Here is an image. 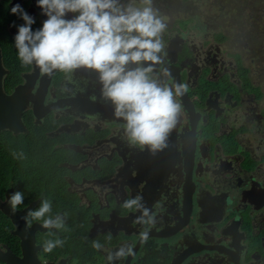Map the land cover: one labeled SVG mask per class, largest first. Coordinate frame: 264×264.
<instances>
[{
	"label": "flooded vegetation",
	"instance_id": "flooded-vegetation-1",
	"mask_svg": "<svg viewBox=\"0 0 264 264\" xmlns=\"http://www.w3.org/2000/svg\"><path fill=\"white\" fill-rule=\"evenodd\" d=\"M185 2L0 0L2 90L32 96L24 131L0 137L54 160L11 200L18 211L34 204L29 227L52 222L35 234L40 261L205 264L210 255L183 260L184 242L208 245L179 231L228 214L234 238L216 237L219 249L246 264L233 251L243 244L249 264H264V66L241 27L247 3ZM163 69L173 79L157 88ZM244 184L254 197L232 211L228 185Z\"/></svg>",
	"mask_w": 264,
	"mask_h": 264
},
{
	"label": "water",
	"instance_id": "water-1",
	"mask_svg": "<svg viewBox=\"0 0 264 264\" xmlns=\"http://www.w3.org/2000/svg\"><path fill=\"white\" fill-rule=\"evenodd\" d=\"M167 72L165 69H163L162 73L158 76V80L156 82L157 88L160 87L161 83H165L168 80L173 79V76L166 75ZM167 80L165 81V79ZM2 79H3V73L1 71V60H0V132L8 129L14 133L18 132H23V126L20 122V118L22 116V112L27 106L28 101L32 98L30 95H23L20 94V91L13 93L11 96L6 95L3 90H2ZM40 90L38 91V93ZM155 102V98H153V95L149 97L148 99V105H153ZM35 107L38 108L37 103L35 104ZM37 110V109H36ZM106 114V112H104ZM213 163V164H212ZM216 161L211 162L208 164L209 169L213 168L214 165H216ZM215 169V167H214ZM249 186L250 183H247ZM247 185L244 184L242 185L239 189H237L235 186L228 185V195H224L225 198V203L228 206H232V211L235 210V206H239L241 203H247L250 202V198L253 196L251 193V190L249 191L247 189ZM253 186L254 183H251ZM211 194H216L217 189L214 187H211ZM254 197V196H253ZM10 201V198H8ZM8 201V205L6 206L5 203L0 204V211H2L10 220L11 222L17 226V228L13 231H11V234L13 236H17L20 239V255H17L14 253L8 246L0 244V263L1 264H64L63 261L59 263H44L39 260L37 256V251L39 247L36 246V238L35 234L37 231H45L49 225H52L51 223H45V224H38L34 225L32 227H29L28 224L25 221V217L28 213H30L33 208L34 204L30 205L28 208L18 211L14 209L11 206V201ZM172 206V205H170ZM200 208V206H199ZM264 208V206H263ZM261 208V210L263 209ZM257 209H253V211H256ZM176 212V211H175ZM174 212V213H175ZM182 212L185 214V211L182 210ZM177 213V212H176ZM233 213V212H232ZM179 214V213H178ZM200 212L197 213V217H199ZM179 217V215H178ZM177 218V217H176ZM234 220L236 219L235 217H232ZM232 218L228 214H224L223 216L219 217L218 219L214 220H209L206 221L205 223L209 224V227H202L201 229H196L194 227H191L192 231H188L189 235L185 232L186 225L182 227V229L179 231L180 236L183 233L182 239H184V234L185 237L188 240H193L197 241L203 245L204 243L208 246L203 245L202 249L200 250H192L190 251V247L187 244V241L184 242L185 252H188V254L184 257L185 262L191 257L197 258V261H200L201 258L206 259V255H210V259L206 260L205 264H218V257L224 256L225 258H228V261L230 260L231 263L236 264V262L233 260L231 256H229L227 253L221 251L219 249V246L221 245V242L223 241L222 238H220L216 242V237L220 235V237H226L229 239H233L234 236L230 235L228 233V230L230 229L232 225ZM174 225L177 223V219L173 221ZM201 224V223H200ZM214 226V227H212ZM178 232V231H177ZM177 235V233L174 234V236ZM166 237V236H165ZM149 238H158L157 237H146L145 239ZM225 238V239H226ZM205 241V242H204ZM248 246H243V244L238 248L237 246L234 247V250L237 249V252H240L241 255H246L250 259L246 264L251 263L253 256L248 255L245 253L248 250ZM213 257V258H212ZM196 261V262H197Z\"/></svg>",
	"mask_w": 264,
	"mask_h": 264
},
{
	"label": "trees",
	"instance_id": "trees-1",
	"mask_svg": "<svg viewBox=\"0 0 264 264\" xmlns=\"http://www.w3.org/2000/svg\"><path fill=\"white\" fill-rule=\"evenodd\" d=\"M250 1L251 3L246 2L247 6H245L246 9L250 8L249 16L245 15L246 23L241 27L244 32H247L248 37L250 36L252 39L254 36L257 37L255 41L252 40V43L250 41L249 43H251L250 46L254 48L253 50L257 53V56L263 58L260 59V62L264 66V22L260 21L261 17H264V0ZM258 18H260V24L252 30V25ZM6 33V24L3 20H0V39ZM260 54L262 55L260 56ZM32 142L30 140L17 142L15 139L12 140V137H0V200L4 201L6 197H10L11 201L15 197L22 198L28 196L30 184L32 183V180H30L32 179L31 174H35L36 170L42 171L44 165L54 162L51 159V155L31 154L21 151L22 148L31 145ZM11 230L12 224L10 219L0 211V244L8 246L14 253H17L19 252V245L17 238L11 234ZM48 247H50L49 250H45L52 253L50 259L59 257L58 245H55L52 249V244Z\"/></svg>",
	"mask_w": 264,
	"mask_h": 264
},
{
	"label": "rangeland",
	"instance_id": "rangeland-1",
	"mask_svg": "<svg viewBox=\"0 0 264 264\" xmlns=\"http://www.w3.org/2000/svg\"><path fill=\"white\" fill-rule=\"evenodd\" d=\"M191 2H194V4L196 5L195 7H200V8H204L205 6H204V3L205 4H207V2H208V0H188V2H185V3H183V6L181 7V8H187V4H189L190 6H191ZM211 2H213L214 3V6L217 8V10L219 11V10H221V8L223 7V4H219V3H222L223 2V0H211ZM246 2L247 3H251V1L250 0H246ZM182 4V1L178 4V6L179 5H181ZM218 4V5H217ZM217 5V6H216ZM245 6L246 5H244V4H241L240 5V10H241V12L242 13H244L246 16H249V13H250V8L248 7L247 8V10H245ZM192 7V6H191ZM180 8V9H181ZM211 8V7H210ZM205 13V12H204ZM213 16H214V14H212L211 16H210V20H211V18H213ZM262 19L260 20V21H262V22H264V17H261ZM259 19L260 18H258V19H256V22L255 23H253V25H252V30L254 29V28H256V27H258L259 26V24H260V21H259ZM241 24V23H240ZM256 24H257V26H256ZM254 32H255V30H254ZM255 35V34H254ZM255 39H257V37H253V40L255 41ZM262 54H260V56H261ZM259 57V56H258ZM260 59H263L262 57H260ZM37 180V179H36Z\"/></svg>",
	"mask_w": 264,
	"mask_h": 264
}]
</instances>
